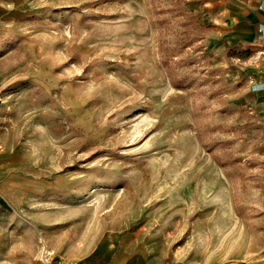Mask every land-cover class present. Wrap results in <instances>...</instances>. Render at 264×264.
<instances>
[{
    "label": "rangeland",
    "instance_id": "obj_1",
    "mask_svg": "<svg viewBox=\"0 0 264 264\" xmlns=\"http://www.w3.org/2000/svg\"><path fill=\"white\" fill-rule=\"evenodd\" d=\"M205 1L0 0V264H264V119Z\"/></svg>",
    "mask_w": 264,
    "mask_h": 264
},
{
    "label": "crops",
    "instance_id": "obj_2",
    "mask_svg": "<svg viewBox=\"0 0 264 264\" xmlns=\"http://www.w3.org/2000/svg\"><path fill=\"white\" fill-rule=\"evenodd\" d=\"M208 42L216 54L246 58L264 45L260 28L264 24V0H206ZM242 74L244 105L264 119V58L253 64H237ZM120 261V260H119Z\"/></svg>",
    "mask_w": 264,
    "mask_h": 264
},
{
    "label": "built area",
    "instance_id": "obj_3",
    "mask_svg": "<svg viewBox=\"0 0 264 264\" xmlns=\"http://www.w3.org/2000/svg\"><path fill=\"white\" fill-rule=\"evenodd\" d=\"M260 34L262 36H264V24L261 26L260 28ZM262 58H264V45L263 46H258L257 48L253 49L251 51V53L244 59H242L240 56L238 55H231L230 59L237 64H253L258 62L259 60H261ZM44 256L45 254L51 255L52 251H48L46 249H44ZM56 264H77V261L74 260H59L58 262H56ZM165 264H178V263H173V262H168Z\"/></svg>",
    "mask_w": 264,
    "mask_h": 264
}]
</instances>
